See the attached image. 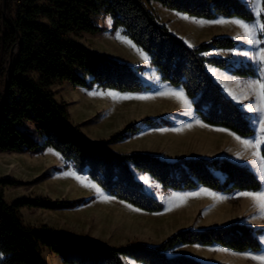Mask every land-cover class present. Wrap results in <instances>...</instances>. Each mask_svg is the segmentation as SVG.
Masks as SVG:
<instances>
[{
  "label": "trees",
  "instance_id": "1",
  "mask_svg": "<svg viewBox=\"0 0 264 264\" xmlns=\"http://www.w3.org/2000/svg\"><path fill=\"white\" fill-rule=\"evenodd\" d=\"M151 2L194 18L253 19L244 0H6L0 37V153L36 155L51 148L79 173L86 172L107 194L146 212L163 210V203L145 191L136 172L149 174L164 191L199 186L221 193L259 191L262 183L257 175L248 166L225 157L167 161L146 153H116L107 147L134 135L142 126H171L168 119L145 117L108 139L93 140L71 122L67 104L56 100L51 88L64 82L87 90L96 86L119 93L151 89L140 77L143 66H131L94 52L71 38L102 33L104 28L94 23V16L102 13L111 18L112 31L122 29L148 55L161 82L183 90L204 123L242 138L255 135L249 115L226 96L206 66L231 69L233 74L245 77L256 76V69L202 55L213 48H234L237 42L219 36L190 47L159 22L149 9ZM24 122L33 126L41 142L20 129ZM261 155L264 157V145ZM54 170L60 171L56 167ZM42 177L46 176L33 182ZM22 184L13 178L0 179L4 187ZM90 200L20 197L7 202L0 190V264H48L42 255L45 248L63 264H125L124 256L143 264H208L186 254L167 256L166 251L185 244L221 246L235 252H259L262 248L259 237L263 228L241 222L181 229L157 246L132 243L116 247L46 224H25L20 214L23 208H75Z\"/></svg>",
  "mask_w": 264,
  "mask_h": 264
},
{
  "label": "crops",
  "instance_id": "2",
  "mask_svg": "<svg viewBox=\"0 0 264 264\" xmlns=\"http://www.w3.org/2000/svg\"><path fill=\"white\" fill-rule=\"evenodd\" d=\"M150 4H152L155 8L154 11H151L157 16L159 22L165 24L172 33L182 38L188 46L196 47L200 43L207 42L212 38L222 35H228V37L230 36V38L232 37L235 41H237V45L234 48H213L205 52L208 53V55L205 56L222 57L233 62L235 66L239 64H246L248 62V60H246L243 55H240V53L245 52L247 48L246 39L237 38L243 37V29L233 24H205L204 26H201L198 23V21L200 20L216 21L220 19L232 20L240 18L225 16H217L214 19L194 18L184 13L164 8L157 2H151ZM185 16L189 17V19H184L183 17ZM209 66V64L206 66V70L219 86L222 85V91L224 92L225 89L229 90L230 92H233V89L237 90L238 92L236 94V98L233 99L234 103H236L243 111H247V108L250 107L253 103V96L251 92L245 88V85L252 80H264V78H262L261 75L256 72V76H249L247 77V80H243V82L238 75L231 72V69H221L213 65H211V68H209ZM213 70H218V72L214 74ZM149 73L151 79L149 82V86L156 85V87H153V89L148 90L153 91V97H149L147 99H137V101H135L133 105H136L138 107H146V109L149 110L148 113H153L152 115L155 116L158 114H163V112L166 111L164 107H168L170 110L169 112L176 111V113L182 114V110L179 109L181 105H179L178 103L173 104L170 99H167L166 97H163L162 99L161 97L162 91L167 90V88L170 90H178L179 88L167 87L166 83L160 81V75L156 72L155 68L154 70L150 69ZM140 74L143 78L142 73ZM235 81H239L240 83L237 84ZM148 91L141 94H130H134V97H147L146 95ZM245 91H248L247 97L244 95ZM157 98L161 100L160 105H158L157 107L148 105V102H150V100H157ZM152 110L156 112H150ZM192 110L194 109L192 108ZM194 112L189 110L186 117H174V114H168L170 115V117H172L168 119L172 122L171 126H142L141 130L134 135H131L130 137H127L121 141L108 143L107 147L114 152L118 151L116 153H146L167 161H175L179 158L190 157H221L219 156V152L215 153L213 150L209 151L208 148L216 147L218 149L221 145V138L219 137V133L222 132L229 135L228 133L231 131L222 127L210 126L204 123L199 116L195 115L196 113L194 114ZM148 113L146 114L148 115ZM163 115L167 116V113ZM154 118H164V116H156ZM249 118H251L250 115ZM216 129H224L226 131H217ZM119 131H121V127L117 131H115V134ZM115 134L113 133V135ZM229 136L231 139H233V144L223 145L229 146L231 148L235 161H238L240 163L248 162V159L253 156V150H246L244 146L234 138L233 135ZM235 136L237 135L235 134ZM253 138L250 137L243 139ZM262 146L263 145H260L259 147L260 155ZM51 150L53 149L48 148L43 154H53ZM217 151H219V149ZM60 158L62 157L60 156ZM257 162L259 164V168L258 166L253 167L252 171L259 175L260 162L258 160ZM70 166H72L71 163ZM71 168L73 171H77L73 166ZM138 175L140 176L141 174ZM138 175L136 177L137 179ZM142 176H145L148 180H151V176L149 174L145 173V175ZM147 176H150V178ZM94 183H91L93 184L92 186L89 184L86 185L87 193L75 194L83 195L79 198H84L86 200L91 199L87 204H83L75 208L51 210L52 214L46 213L50 215V218H54V216L56 218L58 214L63 217L61 218L62 225H57L55 223L53 224L51 223L52 220H50V226L59 229L61 228L77 236H88L100 242H104L116 247H123L132 243L147 246H157L164 240H166L169 236H171L174 232L185 229V225L187 223H191V229H204L208 227H216L229 224L228 222L220 224L219 219L220 217H222V212H235V219L241 223H244L246 222V220L240 218V216L249 214L252 217L259 214L261 211L253 200L239 196V194L243 192L260 193L262 188H264V184H262L261 189L255 192L234 191L232 193H221L215 192L203 186H199L196 189L186 191H164L161 185L158 183L157 190L145 189V191L163 203V210L159 212H146L107 194L103 189H101L100 186L95 183L99 187L98 188ZM97 189H99V191H97ZM198 190L201 191V193H203L205 190L211 192V196L216 197L217 200L220 196L230 195L232 197L226 204L223 205L219 204L218 202L214 203L213 201L210 203L206 201L205 204V198L203 195H193L194 193L192 191ZM183 196L188 197V199L185 201H181L178 199V197ZM105 197H107L108 199L105 200ZM36 209L39 210L41 208ZM37 210L35 215H44V213H40L42 211ZM262 217L264 222V214ZM43 222L44 220H41L38 223L32 225L37 226L41 223L43 224ZM192 247H219L234 253H244L235 252L221 246L204 247L200 245L185 244L178 245L170 250H167L166 254L167 256H175L178 254H186L191 256V254H189L187 250ZM44 251L46 252L47 257L44 255ZM42 255L46 261V258H49L51 260L52 256H55L51 254L46 248L42 250ZM54 260L57 264H63L59 257L55 258ZM123 261L125 264H143L141 262H137L135 259L129 256H124Z\"/></svg>",
  "mask_w": 264,
  "mask_h": 264
},
{
  "label": "rangeland",
  "instance_id": "3",
  "mask_svg": "<svg viewBox=\"0 0 264 264\" xmlns=\"http://www.w3.org/2000/svg\"><path fill=\"white\" fill-rule=\"evenodd\" d=\"M244 1L247 3L249 8L253 12L254 6L249 4V0H244ZM5 5H6V1H5ZM149 8L152 11L155 10L152 4H149ZM4 15H5L4 0H0V37L2 35V22L4 20ZM109 18H110L109 16L103 15L102 13L94 16V23L104 28V31L102 33L95 35L82 33L80 35H71V38L82 43L83 45H85L87 48H89L94 52L105 54L118 61L126 62L131 66H138V65L143 66V70L141 71L143 78L141 77V74L140 77L145 84L149 85L150 84L149 82L151 80L149 70L150 69L154 70V67L150 64V59L147 62H145L135 49L130 47L128 44L122 42V38H127V36L124 35L122 29L112 31L111 29L112 20L111 23L109 24L108 22ZM256 23L257 25H259L260 17H256ZM222 36H228V35H222ZM127 39L129 40V38ZM254 39L256 40L255 46L246 43L247 48L245 52H248L249 55L247 57L244 56V58L248 60L246 64H249L252 67H254L256 69V72H258L261 75V77L264 78V71H262L261 66L258 64L256 60L251 59L252 56L258 54L260 47H264L263 45L264 42H261L259 38V32L254 37ZM136 48L140 49L137 46ZM143 53L145 52L143 51ZM218 58H222V57H218ZM209 68H211V65L209 66ZM239 78L241 79V81L247 80V77L245 76H239ZM150 87L151 89H153V87H156V85ZM167 87L170 86L167 85ZM51 90L53 91L57 101L59 102L63 101L67 104V109L69 111L71 122L75 125H79V129L85 137L93 140L108 139L111 137V135H113V133L115 134V131H117L120 127L122 130V127L136 123L137 121H139L140 118L142 119L143 117L154 118L156 116L157 117L164 116L165 119H170L172 117H170V115L168 114H174V117L176 116L186 117L189 110L194 112V110H192L193 106L191 104V101L188 98L187 99L190 102V104L186 108L182 105L181 101L177 100L175 97H172L170 95V93L172 92H178V91L183 92L181 88H179L178 90H170L167 88V90L162 91V96H161L162 99L163 97H166L167 99H170L173 104L178 103L179 105H181L179 109L182 110L183 112L182 114L176 113V111L169 112L170 111L169 108L163 106L166 110L165 112L167 113V116L163 115L166 114L165 112H163V114H158L156 116L152 115L153 113H148L149 110H147L146 107L143 106L138 107L136 105H133L134 102L137 101V99L122 98L124 96H130V97L135 96L134 94H130V93H119L117 91L105 90L102 88H98L96 86H94L90 90H87L82 87H75L68 82L56 83L52 86ZM237 92L238 91L235 89H233V92H230L229 90L226 89L224 91L226 96L227 97L230 96L229 98L232 101H234L233 95L236 96ZM152 94L153 91H148L146 96L151 98L153 97ZM160 101L161 100H159V98H157V100H150V102H148V105H153V107H157L158 105H160ZM256 102H257L256 98L253 96L252 105H254ZM150 112H156V111L152 110ZM245 112L251 116L250 123L255 130V135L252 136V138L254 137L253 139H258L260 136V130H259L260 116L255 112H248L246 110ZM146 113H148V115ZM20 129L28 131L37 141L39 142L42 141V137L38 135V133L34 130L33 126L30 123L24 122L20 126ZM219 137L221 138L220 139L221 145L218 148L219 151H217L218 149L216 147L214 148L209 147L208 150L209 151L213 150L215 153L219 152V156L228 158L233 162L240 163L238 161H235L231 148L229 146L223 145V144L232 145L233 139H231L229 135L222 132L219 133ZM51 151L53 154H46V155L43 154L44 152L42 154H36V155L30 153H10V152L0 153V179L4 177H8L23 182V184L20 186H14V187L0 186V190L4 193V197L7 202H11L14 199L20 197L49 198L52 199L53 201H72L79 199L80 196H83V195H75V194L87 193L86 185L89 184L92 186L93 184L91 183H94L87 177V173L86 172L79 173L78 171H73L71 168L72 166H70V163L60 158L59 154L54 150ZM248 160H249L248 162H243L240 164L248 166L251 170H253L252 168L256 166H258L259 168V164L255 159V157L252 156ZM55 167L59 168L60 171H55L54 170ZM138 174L141 175L139 176ZM255 174L257 175V173ZM137 175H138V179L137 178L136 179L143 185L144 189L157 190L158 182L150 178V176L147 177H149L151 180H148L145 176H142L145 175V173L139 172L136 173V177ZM39 176H46V177H42L40 180L33 182V180ZM192 192L201 193V191L199 190ZM203 196L205 198L204 200L205 204L206 201L208 203L213 201L214 203L218 202L221 205L226 204L228 200L232 197L230 195L220 196L218 197L217 200V198L213 196H209V195H203ZM36 210H37L36 208H34V210H29L28 208H24L20 211L22 220L25 224L32 225L38 223L41 220H44L43 224H46L48 226H50L51 223L62 225L61 218L63 217L60 214H58L56 218L55 216L54 218L52 217L50 218L49 217L50 215L48 214H52L51 210L41 208L37 211H42L40 213H44V215L37 216L35 215ZM263 214L264 213L260 212L259 214L252 217L251 215L248 214L245 216L244 215L240 216V218L246 220L244 224L253 227H261L264 230V222L262 217ZM221 215L222 217H220L219 219L220 224H223L224 222H228V223L239 222L235 219L236 218L235 212L233 213L222 212ZM50 220H52L51 223H49ZM185 226L186 228H190L191 223H187ZM259 239L262 244V248L259 252L247 251L244 253H234L219 247H212V248L192 247L189 248L187 252L191 254L192 257L208 264H259L258 261L248 258L249 255L258 256L264 254V242H262L264 241V231L262 235H260ZM44 255L47 257L46 252L44 253ZM55 258L58 257L52 256L51 260L49 258H46L48 261L47 263L57 264L54 260Z\"/></svg>",
  "mask_w": 264,
  "mask_h": 264
},
{
  "label": "snow or ice",
  "instance_id": "4",
  "mask_svg": "<svg viewBox=\"0 0 264 264\" xmlns=\"http://www.w3.org/2000/svg\"><path fill=\"white\" fill-rule=\"evenodd\" d=\"M249 4L254 6L253 11V19L251 21H244L241 19H232V20H216V21H204L200 20L198 23L201 26H204L205 24H233L238 26L239 28L243 29V37H237L238 39H246V42L249 45L255 46L256 40L254 37L257 35V32L259 30L260 34V40L261 42H264V0H249ZM256 17H260V23L257 25L256 23ZM184 19H189V17H183ZM109 24L111 23V18L108 19ZM122 42L128 44L130 47L135 49L137 53L142 57V59L147 62L149 60V57L147 54L143 53L141 49L136 48V45L132 43L131 40H128L127 38H122ZM202 55H208V53H202ZM240 55L248 56V52H242ZM251 59L256 60L258 64L261 66L262 71H264V47H260L258 54L251 57ZM214 74L218 72V70H213ZM237 84H239V81H235ZM245 88L251 92V94L256 98V103L250 107L247 108L248 112H255L259 114L260 120H259V130H260V136L258 139H243L239 136H235V134L229 132V135H233L234 138L244 146V148L252 149V155L260 162V173L258 175V178L261 180L262 184H264V157L260 155L259 147L260 145H264V80L256 79L248 82L245 85ZM172 97H175L177 100L181 101L182 105L184 107H188L190 102L188 101L187 97L183 94L182 91L178 92H172L170 93ZM244 95L248 96V91L244 92ZM123 99H147L149 97H143V96H137V97H130V96H124ZM236 96L233 95V99H235ZM205 126V125H201ZM217 131H226L224 129H216ZM99 191V189H97ZM194 196H200V195H209L211 196L212 193L205 190L203 193H194ZM239 196H242L244 198H249L253 200L256 205L259 207L261 213H264V188H262L260 193H248L243 192L240 193ZM108 198L105 197V200ZM179 200L185 201L188 199V197H178ZM264 242V241H262ZM248 258L256 260L259 262V264H264V254L262 255H249Z\"/></svg>",
  "mask_w": 264,
  "mask_h": 264
},
{
  "label": "water",
  "instance_id": "5",
  "mask_svg": "<svg viewBox=\"0 0 264 264\" xmlns=\"http://www.w3.org/2000/svg\"><path fill=\"white\" fill-rule=\"evenodd\" d=\"M5 1H6V0H4V7H5ZM14 50H15V48H14Z\"/></svg>",
  "mask_w": 264,
  "mask_h": 264
}]
</instances>
